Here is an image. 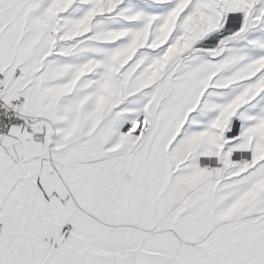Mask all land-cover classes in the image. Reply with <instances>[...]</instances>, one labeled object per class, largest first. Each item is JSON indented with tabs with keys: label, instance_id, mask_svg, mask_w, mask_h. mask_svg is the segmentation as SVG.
<instances>
[{
	"label": "snow or ice",
	"instance_id": "6c2138e0",
	"mask_svg": "<svg viewBox=\"0 0 264 264\" xmlns=\"http://www.w3.org/2000/svg\"><path fill=\"white\" fill-rule=\"evenodd\" d=\"M0 264H264V0H0Z\"/></svg>",
	"mask_w": 264,
	"mask_h": 264
}]
</instances>
